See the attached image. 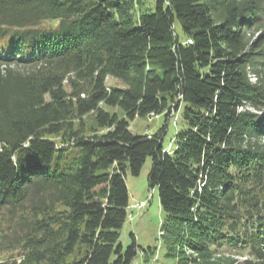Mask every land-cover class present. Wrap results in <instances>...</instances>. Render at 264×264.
Listing matches in <instances>:
<instances>
[{
	"label": "trees",
	"instance_id": "16d2710c",
	"mask_svg": "<svg viewBox=\"0 0 264 264\" xmlns=\"http://www.w3.org/2000/svg\"><path fill=\"white\" fill-rule=\"evenodd\" d=\"M146 1L0 0V264H130L147 157L175 264H264V0Z\"/></svg>",
	"mask_w": 264,
	"mask_h": 264
},
{
	"label": "rangeland",
	"instance_id": "374dc122",
	"mask_svg": "<svg viewBox=\"0 0 264 264\" xmlns=\"http://www.w3.org/2000/svg\"><path fill=\"white\" fill-rule=\"evenodd\" d=\"M153 2L154 0H147L145 5L153 8ZM176 29L180 31L177 23ZM106 85L110 88L124 87L125 83L121 79L108 75ZM176 117L177 115L173 116L171 113L169 115L170 120L166 123L167 128L163 140L165 144H169V148H173L175 145L176 128L173 120ZM163 123V116L135 117L129 122V130L134 134H152ZM150 165L151 159L147 157L138 175H132L129 172L126 174V185L129 194L128 216L120 229L119 240L126 246L131 243V233L133 234L138 248L137 254L130 264H175V259L166 255V249L162 244L161 234L163 231L161 230V224L164 213L160 208L157 187L149 186L148 173ZM145 250L146 253L143 256ZM229 253L232 254L233 252L226 251L225 254ZM239 258L242 259V257Z\"/></svg>",
	"mask_w": 264,
	"mask_h": 264
}]
</instances>
